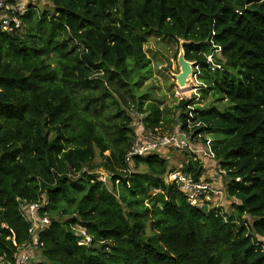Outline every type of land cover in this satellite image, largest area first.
I'll return each mask as SVG.
<instances>
[{
    "label": "trees",
    "instance_id": "obj_1",
    "mask_svg": "<svg viewBox=\"0 0 264 264\" xmlns=\"http://www.w3.org/2000/svg\"><path fill=\"white\" fill-rule=\"evenodd\" d=\"M43 1L21 30L0 32V263L30 240L19 200L44 195L50 221L29 264H264V0ZM152 34L183 41L213 102L182 99L169 116L150 99ZM133 111L145 130L179 121L192 142L209 141L229 211L193 207L167 181L203 174L190 152L125 162Z\"/></svg>",
    "mask_w": 264,
    "mask_h": 264
},
{
    "label": "built area",
    "instance_id": "obj_2",
    "mask_svg": "<svg viewBox=\"0 0 264 264\" xmlns=\"http://www.w3.org/2000/svg\"><path fill=\"white\" fill-rule=\"evenodd\" d=\"M29 4L24 0H0V32L12 34L21 30L23 17L29 10ZM199 137L196 139L199 144H194L191 134L181 129L180 126L167 133H153L145 130L142 126L140 131H135V138L124 159L132 167L135 157H145L155 152L162 153L165 155V159L169 160L167 152L170 148L176 152L186 151L194 154V159L204 164L203 174L194 179L180 170H173L167 174V181L175 184L191 206L205 209L214 205L221 198L223 189L220 183V172L217 170L209 172L214 169L206 166L208 163L205 161L213 159L212 152L208 147L209 141L204 145ZM96 172L99 174L98 179L103 183L109 179L108 174L103 170ZM48 204V198L44 195L34 202L19 200L20 214L29 225L30 240L16 247L12 254V261L0 264H29L36 256L40 246L38 234L50 221L44 210ZM78 231L84 236V241H81L80 244H87L90 237L82 229H78ZM0 260L2 261V257Z\"/></svg>",
    "mask_w": 264,
    "mask_h": 264
},
{
    "label": "rangeland",
    "instance_id": "obj_3",
    "mask_svg": "<svg viewBox=\"0 0 264 264\" xmlns=\"http://www.w3.org/2000/svg\"><path fill=\"white\" fill-rule=\"evenodd\" d=\"M30 3L32 6H35L38 10L43 11L50 6L46 4L43 0H24ZM181 40L175 41L167 38H162L154 34L148 37V41L143 45V50L146 56L150 60L149 69L151 70L150 77H148L144 83L142 89L144 91L148 90L150 94V99L155 100L160 104L161 108H169V116L173 112L174 106L182 99H192V102L198 104L199 106H207L208 102H213L211 99L210 91L206 94V98L202 99V90L206 88L203 79H201V73L195 72L192 69V73L188 76L186 85L181 88L176 83L175 75L180 72V66L178 64V57L183 53ZM214 55V56H213ZM214 58L219 59L221 63L223 58L220 56L218 50L213 51V54L207 56V60L210 62V66H215L219 68L221 64H214ZM194 63V62H192ZM148 69V70H149ZM149 70V71H150ZM132 117V126L136 132L140 131L143 126V115L136 114L135 111L131 112ZM172 118V117H171ZM177 124L174 128L179 127V121H176ZM162 129V128H161ZM172 130V129H171ZM170 130V131H171ZM158 133H167L169 132L167 128L158 130ZM194 144H199V141L194 140ZM171 159L169 165H174L177 168V165L182 163L183 157L175 153L170 154ZM211 159V158H210ZM100 160L98 154L96 155L94 161L98 162ZM210 165V164H209ZM217 165H214V168L210 165L209 172L217 170ZM143 165L139 166L138 170L143 169ZM96 171H102L101 168H97ZM218 171V170H217ZM108 188H110L109 182H106ZM222 189L225 186V181L221 182ZM224 209H229L231 203L234 201L229 198L223 190V196L221 197ZM222 208V207H221ZM229 211V210H228Z\"/></svg>",
    "mask_w": 264,
    "mask_h": 264
},
{
    "label": "water",
    "instance_id": "obj_4",
    "mask_svg": "<svg viewBox=\"0 0 264 264\" xmlns=\"http://www.w3.org/2000/svg\"><path fill=\"white\" fill-rule=\"evenodd\" d=\"M178 64L180 66V72L175 75L176 83L178 86H184L186 85L188 76L192 73L193 63L185 59L183 51L178 57Z\"/></svg>",
    "mask_w": 264,
    "mask_h": 264
},
{
    "label": "crops",
    "instance_id": "obj_5",
    "mask_svg": "<svg viewBox=\"0 0 264 264\" xmlns=\"http://www.w3.org/2000/svg\"><path fill=\"white\" fill-rule=\"evenodd\" d=\"M222 196H223V195H222ZM222 196H221V197H222ZM221 203H222V199L220 198L219 200L216 201L215 204H217V205H221Z\"/></svg>",
    "mask_w": 264,
    "mask_h": 264
},
{
    "label": "bare ground",
    "instance_id": "obj_6",
    "mask_svg": "<svg viewBox=\"0 0 264 264\" xmlns=\"http://www.w3.org/2000/svg\"><path fill=\"white\" fill-rule=\"evenodd\" d=\"M185 86V85H184ZM184 86H180L181 88H183Z\"/></svg>",
    "mask_w": 264,
    "mask_h": 264
}]
</instances>
